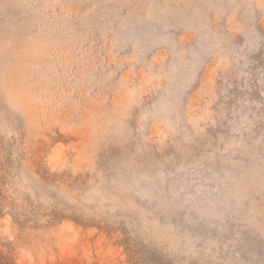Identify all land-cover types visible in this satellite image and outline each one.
Masks as SVG:
<instances>
[{"label":"rangeland","instance_id":"obj_1","mask_svg":"<svg viewBox=\"0 0 264 264\" xmlns=\"http://www.w3.org/2000/svg\"><path fill=\"white\" fill-rule=\"evenodd\" d=\"M0 264H264V0H0Z\"/></svg>","mask_w":264,"mask_h":264}]
</instances>
